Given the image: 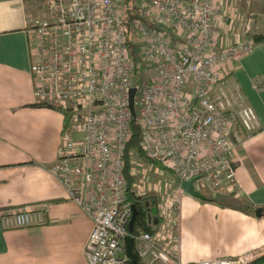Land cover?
Here are the masks:
<instances>
[{"label": "built area", "instance_id": "built-area-1", "mask_svg": "<svg viewBox=\"0 0 264 264\" xmlns=\"http://www.w3.org/2000/svg\"><path fill=\"white\" fill-rule=\"evenodd\" d=\"M227 1L137 0L128 27L124 0H48L31 20L35 98L65 117L51 173L94 223L84 252L88 264H129L128 237L137 264L264 258V246L224 260L181 258L178 199L187 194L181 184L195 179V191L206 197L240 188L237 153L259 129L254 109L230 81L233 65L255 43L230 42ZM134 121L145 156L180 181L173 197L162 196L155 232L130 229L125 160ZM6 221L16 229L42 226L47 210L18 209Z\"/></svg>", "mask_w": 264, "mask_h": 264}, {"label": "crops", "instance_id": "crops-1", "mask_svg": "<svg viewBox=\"0 0 264 264\" xmlns=\"http://www.w3.org/2000/svg\"><path fill=\"white\" fill-rule=\"evenodd\" d=\"M28 1L0 0V264H88L84 252L94 223L51 173L65 117L41 107L34 95L29 28L46 5ZM238 10L258 17L249 37L264 32L263 4L241 1ZM230 81L254 109L259 129L237 153L240 188L226 187L208 201L179 196L185 263L229 259L264 246V44L233 65ZM18 209L47 210V223L16 229L6 219ZM148 224L161 226L160 214L150 212Z\"/></svg>", "mask_w": 264, "mask_h": 264}, {"label": "rangeland", "instance_id": "rangeland-1", "mask_svg": "<svg viewBox=\"0 0 264 264\" xmlns=\"http://www.w3.org/2000/svg\"><path fill=\"white\" fill-rule=\"evenodd\" d=\"M40 1L41 7H44L48 0ZM28 2V6L36 5L38 0H30ZM239 2L241 1L229 0L226 3V16L228 19L232 20L233 24L228 32L231 43L237 42V38L241 35L247 36L244 40L245 42L253 41V37L249 36L252 34L253 24L256 22V19H258L257 16L253 15L252 12L249 13L248 10H238ZM257 3L263 4L261 2ZM134 51L137 53L138 47L135 46ZM131 161L132 174L134 175L135 180L134 191L137 196L151 200L152 197H155L157 208L160 204L162 196H165V198H167L168 195L172 197L174 196V192L178 189L179 185L177 183L178 179L171 172H163L162 168L157 167L152 163L143 161L136 151L132 152ZM154 188H157L158 191L161 190V192L159 194L154 193Z\"/></svg>", "mask_w": 264, "mask_h": 264}, {"label": "trees", "instance_id": "trees-1", "mask_svg": "<svg viewBox=\"0 0 264 264\" xmlns=\"http://www.w3.org/2000/svg\"><path fill=\"white\" fill-rule=\"evenodd\" d=\"M135 1L136 0H124L126 22H127L128 27L130 26L132 19L135 18V14H136ZM253 41L255 45L264 44V32L262 34H257L253 36ZM136 65H137V71H139L140 68H139L138 62H136ZM40 106L51 108L45 105H40ZM132 129H133V136H132L130 143L127 146L126 160H125L126 161L125 178H126V183H127V201L131 203L137 209V211H139V214L136 220V225L138 229L141 231H146V232H155L158 229V227L153 229L148 224V214L149 212H153L152 211L153 209H155L157 212V202L155 201V197H152V200H151V199H146V198L139 197L136 195L134 191V181L135 180H134V175L132 174V165H131L132 164V161H131L132 152L136 151L143 161L147 163H152V162L145 156V154L141 150V147H140L141 130L136 121L133 122ZM148 203L150 204V208H152V210L147 208ZM256 264H264V258Z\"/></svg>", "mask_w": 264, "mask_h": 264}, {"label": "water", "instance_id": "water-1", "mask_svg": "<svg viewBox=\"0 0 264 264\" xmlns=\"http://www.w3.org/2000/svg\"><path fill=\"white\" fill-rule=\"evenodd\" d=\"M134 102H135V90H132L131 94H130V109H131V112H132L133 116L136 115L135 114V103ZM194 182H195V179L191 180L189 182H184V183L181 184V186L185 190V192L188 195H190L191 197H194L196 199L203 200V201H208V198L206 196H204L201 193L195 191ZM147 208H150V204L149 203L147 204ZM133 211L134 212H133V217H132L131 224H130V229L134 228V224H135V222L137 220V216L139 214V211H137V209L135 207H133ZM152 211L154 213H156L155 209H153ZM255 214L259 218L262 217L263 216V209L256 210ZM126 247H127V254H128L129 258H130V263L129 264H137L138 258H137V255L134 252L135 243H134V239L132 237H128L126 239Z\"/></svg>", "mask_w": 264, "mask_h": 264}, {"label": "flooded vegetation", "instance_id": "flooded-vegetation-1", "mask_svg": "<svg viewBox=\"0 0 264 264\" xmlns=\"http://www.w3.org/2000/svg\"><path fill=\"white\" fill-rule=\"evenodd\" d=\"M150 210L152 209V208H149Z\"/></svg>", "mask_w": 264, "mask_h": 264}]
</instances>
